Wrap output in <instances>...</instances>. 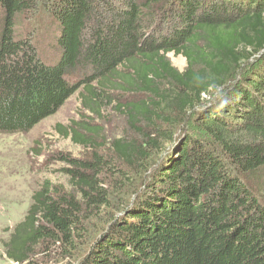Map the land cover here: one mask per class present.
<instances>
[{"label":"trees","instance_id":"16d2710c","mask_svg":"<svg viewBox=\"0 0 264 264\" xmlns=\"http://www.w3.org/2000/svg\"><path fill=\"white\" fill-rule=\"evenodd\" d=\"M43 12L50 55L17 32ZM78 91L84 118L56 130L90 155L57 158L69 190L33 193L7 259L264 264V0H0V134ZM108 108L128 135L104 138Z\"/></svg>","mask_w":264,"mask_h":264},{"label":"rangeland","instance_id":"374dc122","mask_svg":"<svg viewBox=\"0 0 264 264\" xmlns=\"http://www.w3.org/2000/svg\"><path fill=\"white\" fill-rule=\"evenodd\" d=\"M36 18L34 22L22 19L23 22L17 27L18 35L21 37L27 32L34 31V43H38L42 53L50 55V45L57 31L44 12ZM55 52H53L54 55ZM56 59L57 56L52 59V62ZM168 59L179 72L185 70L184 58L168 54ZM82 78V71L71 76L72 82ZM79 93L78 91L72 95L54 115L42 120L29 132L0 134V264H15L7 259L3 245L7 242L13 228L24 219L33 193L45 181L69 190L68 178L61 171L64 165L57 158L61 154H67L73 158H85L90 155V150L86 151L73 144L69 138L62 137L56 130L57 125L68 128L71 122H80L84 118L81 114ZM95 123L102 128L103 136L107 141L128 135L125 119L109 108L103 112V119ZM116 198L112 197L113 201ZM99 219L102 220L100 213L90 218L89 232L97 226ZM96 234L92 233L88 237V246L89 242H94ZM87 244L83 246L81 244L83 250L87 249ZM61 254L60 251L56 252L48 264H72L74 262L64 258L60 259Z\"/></svg>","mask_w":264,"mask_h":264}]
</instances>
